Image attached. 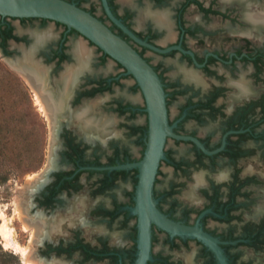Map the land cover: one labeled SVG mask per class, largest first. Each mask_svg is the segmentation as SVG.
<instances>
[{"label": "flooded vegetation", "instance_id": "1", "mask_svg": "<svg viewBox=\"0 0 264 264\" xmlns=\"http://www.w3.org/2000/svg\"><path fill=\"white\" fill-rule=\"evenodd\" d=\"M67 1L106 23L163 82L173 134L154 182L157 208L215 237L229 264H264L255 262L264 258V0H107L142 41L102 0ZM0 49L48 111L44 166L24 190L32 255L136 264L139 168L126 165L144 157L149 117L135 77L49 18L0 15ZM150 256L146 264H220L202 240L155 223Z\"/></svg>", "mask_w": 264, "mask_h": 264}, {"label": "water", "instance_id": "2", "mask_svg": "<svg viewBox=\"0 0 264 264\" xmlns=\"http://www.w3.org/2000/svg\"><path fill=\"white\" fill-rule=\"evenodd\" d=\"M109 17L120 27L136 37L111 11L108 1L102 0ZM0 15L12 17H44L74 28L111 57L127 68L140 86L149 117V138L144 157L126 167L139 168L136 190V207L139 215V258L136 264H146L151 248V224L172 234L187 235L205 242L220 264H229L218 240L198 225H183L168 218L156 206L153 187L158 167L164 158L166 139L172 135L168 120L166 92L158 73L126 40L116 34L106 23L86 9L67 0H0ZM136 39H138L136 37ZM139 41H142L138 39ZM2 52V51H1ZM3 54V52H2ZM6 60L9 59L3 55Z\"/></svg>", "mask_w": 264, "mask_h": 264}, {"label": "rangeland", "instance_id": "3", "mask_svg": "<svg viewBox=\"0 0 264 264\" xmlns=\"http://www.w3.org/2000/svg\"><path fill=\"white\" fill-rule=\"evenodd\" d=\"M40 106L36 93L0 49V141L7 142V150L0 151V264H27L22 253L7 244L14 239L30 248L31 232L25 231L28 227L23 202L25 185L32 182L35 173L44 166V158L42 162L30 160V157L46 152L44 149L47 148L45 134L48 128L45 129L46 121ZM34 130L36 136L32 140L36 145L32 146L27 134ZM3 216L12 230L13 239H6L2 231ZM263 261V257L255 259L257 263ZM33 263L38 264L36 260Z\"/></svg>", "mask_w": 264, "mask_h": 264}, {"label": "bare ground", "instance_id": "4", "mask_svg": "<svg viewBox=\"0 0 264 264\" xmlns=\"http://www.w3.org/2000/svg\"><path fill=\"white\" fill-rule=\"evenodd\" d=\"M78 46H77V48L80 50V51H82V49H81V44H77ZM36 91V95H37V97H38V100H39V103H41V108L43 109V111H45V113L47 114L48 113V111L46 110V108H45V106H44V103L42 102V100H41V98H40V94H39V92L37 91V90H35ZM49 116V115H48ZM37 174L38 173H35V175H34V180L37 178ZM31 183V182H30ZM29 183V184H30ZM25 187H28V184H26L25 185ZM3 219H4V222L2 223V231H3V233L5 234V236H6V239H13L14 237H13V235H12V230L9 228V225H8V221L6 220V218L3 216ZM24 220L25 221H27V219H25V216H24ZM27 227H29L31 224L27 221L26 222V224H25ZM32 226V225H31ZM38 227V226H37ZM37 227L35 226V230H34V232H33V235H32V239H34L35 237H36V234H37ZM14 240V239H13ZM9 241L8 242V244L7 245H9V246H13V247H15V249L16 250H18L19 252H21L22 253V255L24 256V258H25V261H26V263L27 264H34L33 263V260H36V262L38 263V264H40V262H39V260L38 259H36L33 255H32V253H31V249H29V247H27V246H22L21 244H19V243H17V242H14V241ZM31 244H32V241L30 242V244H29V246H31ZM36 264V263H35Z\"/></svg>", "mask_w": 264, "mask_h": 264}, {"label": "trees", "instance_id": "5", "mask_svg": "<svg viewBox=\"0 0 264 264\" xmlns=\"http://www.w3.org/2000/svg\"><path fill=\"white\" fill-rule=\"evenodd\" d=\"M33 129V128H32ZM27 136H28V138L27 139H29V137H30V145L32 144V146L35 144L36 145V141H33L32 139H34L35 140V136H36V132H35V130L34 131H30L28 134H27ZM34 136V137H33ZM1 139V138H0ZM32 142V143H31ZM38 144H40V142L38 143ZM5 145H7V142H3V141H0V148H2V150H0V151H3V149H5V150H7L6 148H5ZM44 145V144H43ZM4 146V147H3ZM29 146V145H28ZM29 150H31V148H29ZM28 152V151H27ZM41 152V151H40ZM40 154V155H39ZM37 156H34V157H30V158H32V159H30V160H32L33 162L34 161H38V159L40 160V162H42L43 161V154H42V152L41 153H39Z\"/></svg>", "mask_w": 264, "mask_h": 264}]
</instances>
